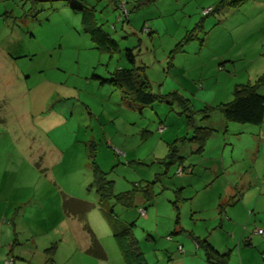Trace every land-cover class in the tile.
Here are the masks:
<instances>
[{
	"label": "rangeland",
	"instance_id": "1",
	"mask_svg": "<svg viewBox=\"0 0 264 264\" xmlns=\"http://www.w3.org/2000/svg\"><path fill=\"white\" fill-rule=\"evenodd\" d=\"M137 1L0 0V264H126L115 234L133 223L145 264H221L196 239L229 252L227 264H264V121L224 128L219 111L202 121L166 97L175 90L202 109L223 102L215 90L232 88L228 101L236 83L264 75V0L208 14L219 0ZM84 4L115 51L95 48L72 8ZM127 48L166 99L144 106L102 83L131 66ZM103 106L118 114L112 122L98 120ZM188 115L215 129L202 153L185 140L194 132ZM171 148L184 157L182 173L166 159ZM53 150L61 153L50 161ZM93 162L116 193L154 182L155 194L130 206L101 202ZM67 198L82 203L67 213Z\"/></svg>",
	"mask_w": 264,
	"mask_h": 264
},
{
	"label": "trees",
	"instance_id": "2",
	"mask_svg": "<svg viewBox=\"0 0 264 264\" xmlns=\"http://www.w3.org/2000/svg\"><path fill=\"white\" fill-rule=\"evenodd\" d=\"M157 1L158 0H138L136 6L139 7L142 5H148ZM242 1L243 0H220L216 6L210 8L207 13H211L213 11L218 12L228 6H239ZM72 8L75 12L80 14L83 29L89 34L95 48L102 52H113L117 49L118 45L114 37L109 32L104 30L103 25L98 22L94 6L84 4L82 6L73 5ZM145 26L146 23L143 26L142 31H144L143 29ZM147 32L150 35L153 32L150 25L149 31ZM191 39H193L192 32L188 33L176 44L175 50L182 48L184 43L189 42ZM125 56L131 66L117 68L112 74V77L102 79V83L109 82L110 84L116 85L120 89L123 99L126 101L140 103L144 106L153 103L157 99H166L161 98L160 95L153 92L152 87L150 86V81L144 73V67H138L135 65L136 54L134 53V49L127 48ZM263 86L264 75L259 76L254 82L238 83L233 88L232 99L223 101L217 105L207 104L202 109H195L189 98H182L175 90L173 93L167 94L166 97L177 98L178 101L181 102L182 100L185 101L184 105L186 107L184 110H189L190 113L200 112L202 114V121L210 119L212 113L219 111L223 116L221 120L223 121L224 128L228 127L229 121L260 125L264 121V91L261 90ZM188 118V126H190L194 132L191 137H185V140L191 141L196 146L194 149L195 153H202L205 150L208 140L215 135V129L210 125H200L199 123H196L193 115H188ZM174 151L175 149L171 148L168 156H166V159L169 164L177 163L179 169L181 168L185 171L183 166L184 157L176 154ZM92 167L93 180L91 185L96 189L99 198L103 203L111 200V198H116L118 202H121L126 206H130L133 203L134 198L137 197L139 193L142 195L143 199H146V201L152 199L155 194L153 189L154 182H148L146 185H143L141 190H139L141 184L136 183L133 185L132 190L116 193L114 181L108 177V173L102 170L96 162H93ZM74 200L75 199L73 198H67L65 204L67 213L71 210V202L82 203L80 200ZM221 207L223 208L222 205ZM134 225L135 224L133 223L132 226ZM132 226L116 233L115 239L121 249L126 264H145L144 262L142 263L144 255L139 247L138 239L133 234V229L131 228ZM91 239V246L89 247V250L97 256L101 255L100 253L103 254L101 245L97 238L92 236ZM195 241L198 244V248L201 245L205 248L206 256L211 262L221 264H227V262H229V252H219L207 239H204L203 241L196 239ZM12 259L14 260V258Z\"/></svg>",
	"mask_w": 264,
	"mask_h": 264
},
{
	"label": "crops",
	"instance_id": "3",
	"mask_svg": "<svg viewBox=\"0 0 264 264\" xmlns=\"http://www.w3.org/2000/svg\"><path fill=\"white\" fill-rule=\"evenodd\" d=\"M220 1V0H219ZM218 1V2H219ZM244 1V0H243ZM243 1H242V3H243ZM217 2V3H218ZM216 3V4H217ZM241 3V4H242ZM240 4V5H241ZM239 5V6H240ZM216 5H214L213 7H215ZM239 6H228V7H225V9H230V8H237V7H239ZM212 8V7H211ZM225 9H222V10H220V11H213V12H211V13H220V12H223ZM208 14V13H207ZM152 30V29H151ZM153 31V30H152ZM232 60V59H231ZM236 84H238V83H236ZM230 90H232V88L230 89V87H229V89L227 88V90H225V91H221V89H217V90H215V95H216V97L215 98H221L220 100L221 101H224V100H226V99H228L229 98V96H230ZM225 98V99H224ZM125 100V99H124ZM106 106H103L102 108V110H101V112L99 113V115H98V120L100 121L101 120V122H103V123H105V122H112L113 121V119H115V117L118 115L116 112H114V111H112V110H108V109H106L105 108ZM222 124V126H223V121L221 122ZM42 127L41 128H43V129H45L48 125H41ZM52 130V128L51 127H49V128H46L44 131H48V132H50ZM95 137V136H94ZM112 141H113V139L111 138V137H109V139L107 140V143L111 146V144H112ZM58 146V145H57ZM56 145H55V147L56 148H58ZM59 149V148H58ZM54 151V153L52 154V155H49L50 156V161H52V160H54V159H56V158H58V155L61 153V151L60 150H53ZM99 165V164H98ZM101 168V167H100ZM64 186V187H63ZM62 187L64 188V189H66V190H68L69 188H73V187H71V185L70 186H67V185H62Z\"/></svg>",
	"mask_w": 264,
	"mask_h": 264
},
{
	"label": "built area",
	"instance_id": "4",
	"mask_svg": "<svg viewBox=\"0 0 264 264\" xmlns=\"http://www.w3.org/2000/svg\"><path fill=\"white\" fill-rule=\"evenodd\" d=\"M122 7H123V11H124V13H125V14H128V10H127V8L125 7L124 4H122ZM209 10H210V8L204 10V13L209 12ZM143 30H144V31H149V25H146V26L144 27ZM178 172H179V173H182L183 170L180 168V169L178 170ZM140 214L143 215V216L146 215V211H145V209H144L143 207L140 208ZM196 245H197V247H198V244H197V243H196ZM180 248H182L181 245L179 246V249H180Z\"/></svg>",
	"mask_w": 264,
	"mask_h": 264
}]
</instances>
